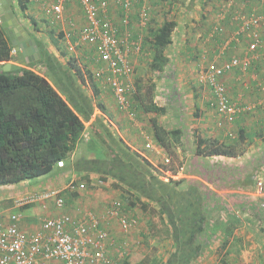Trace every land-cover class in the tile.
<instances>
[{
	"label": "crops",
	"instance_id": "obj_1",
	"mask_svg": "<svg viewBox=\"0 0 264 264\" xmlns=\"http://www.w3.org/2000/svg\"><path fill=\"white\" fill-rule=\"evenodd\" d=\"M45 2L46 0H29L28 9L22 11L18 7V0H0V21L6 13V3L29 38L36 40L42 56L39 42L43 43L42 50L47 51L48 56L44 57L42 62H40L42 57L36 60L37 57L32 56L36 60L30 63H36L34 68L28 67L30 64H25L22 68H30L36 72L41 70L38 73H42L52 86L68 100L84 120L86 129L82 141L71 158L64 163V166H59L57 171L51 174V178L46 179L44 183L34 186L33 191L35 193L52 190L62 191L61 196L65 198V206L57 208L54 202H50L47 209L43 208L40 203L20 209L22 216L20 225L26 234L37 231L42 220L47 217L68 214L79 218L88 211L103 217L105 208L115 200H120L117 198L122 197L121 190L111 185L101 186L98 180L94 181L95 179H92L94 177H91L97 176V174L90 170L88 164L93 159L103 160L104 154L101 152L103 149L100 146L102 143L109 144L110 142L122 141L131 151L146 158L153 166H156L160 154H163L164 150L157 143L152 123L148 121V117L150 118L152 114L144 113L141 110L136 97L134 98V109L138 116L137 120H131L126 113L119 110L109 90H102L94 78V82L90 83L88 80L83 81L75 75V71L70 65L71 59L68 57L66 45L61 43L60 36L62 37V33L54 30L48 33L49 30L41 22L46 20ZM187 9V15L190 16L191 21H188L184 16L175 19L177 26L172 36V43L167 48V55L171 61L166 70L160 74L161 81L166 78L163 77L164 74L176 72L181 75V73L185 74L187 68L188 70L193 68L197 71L199 82L201 61L207 60L208 63L216 62L217 64L223 62L222 59H218V50L222 42L236 31L238 26L235 20L236 15L246 13L264 15V0H190ZM67 13L80 25L84 23L80 6L77 7L73 1L69 5ZM161 25H158L157 28ZM59 26L66 28L65 24ZM218 26L224 27L223 35L215 32ZM34 29L40 30L36 36L33 34L35 33ZM261 34L264 40V20ZM248 44V39L243 38L240 43L233 45L229 50V57H245ZM12 54L13 60L10 63L21 65L14 49ZM74 56L79 63L88 58L84 52ZM84 74L87 79V74ZM222 81H224L227 91L233 99L243 104L254 105V110L238 118L234 124L224 127V134L220 132L221 129H218L217 124L214 126L213 123L212 125L210 123L202 124L199 127L201 132L197 131V133L203 136L211 133L207 135L209 138L218 141L220 139L221 142H223L221 136L237 138V134L234 133L235 130L239 132V136L244 131L246 137L260 136L264 138V46L260 49L252 67L247 72L235 69L222 77ZM99 88V93L96 95L95 90ZM157 90L158 87L155 96ZM206 91H209V88ZM209 95L207 102L212 100L210 91ZM164 105L163 102L160 107ZM198 108L203 109V104L198 105ZM207 108L202 113V121H207L210 115H214L217 123L218 115L212 103L209 107L207 105ZM144 127L146 132H143ZM216 127L217 131H215ZM166 129L171 131L169 128ZM173 130L183 129L174 127ZM149 142L154 145V149L147 148ZM96 147L99 148L97 151L100 153L95 151ZM185 150V148H180L181 159H184V153L189 154V151L186 152ZM263 152L264 146L255 150L251 148L247 154L228 157V159H225V156H194L192 158L194 163L192 162L190 165L191 174L187 175L189 179L185 181L187 188L178 187L177 189L190 195L191 205L189 208L182 209L184 212L189 210L184 215H191L195 223L197 220H203L202 225L196 223L198 225L185 227L180 221L184 212L180 213L176 226L167 221L165 235L159 237L160 244L151 247L150 250V253L159 250L158 258L153 259L147 253L144 264H152L155 260L159 264H264V210L259 208L264 203V197H258L255 194L257 180L263 179L264 174V157L255 156V153ZM229 164H234L245 171H248L252 166L253 172L241 176L231 172ZM215 173L218 175L216 176ZM27 183L24 181L16 185L0 187V191L8 192L9 196H6L7 198L0 196V205L11 206L14 209L15 206L12 205L15 204L16 199L20 198L21 190ZM82 183L87 186L84 190L77 187L73 190L69 188L72 184L80 186ZM118 194L120 195L118 196ZM151 203L155 204V202ZM158 205L159 209L164 212L163 218L164 216L168 217V210L165 209L169 208L168 200L165 197L161 198ZM77 208L82 209L78 212ZM134 210L135 208L131 212ZM141 211L143 210L141 209ZM176 213L178 214V212ZM1 217L7 218L0 213ZM218 217H221L224 223L226 222L223 226L220 224L221 227L215 226L214 222H211ZM105 225L110 231L115 226H119L115 218H107ZM119 229L121 234L124 233L120 226ZM131 230L129 233L133 234L134 232ZM125 237L123 234L121 235L123 240H118L112 234L108 252H111L112 248H116L115 252L118 255L121 247L117 248L116 246L117 244L122 245L124 241L131 245L130 239L132 242L134 237L128 235L127 240ZM188 254L194 256L189 261L186 259Z\"/></svg>",
	"mask_w": 264,
	"mask_h": 264
},
{
	"label": "built area",
	"instance_id": "obj_2",
	"mask_svg": "<svg viewBox=\"0 0 264 264\" xmlns=\"http://www.w3.org/2000/svg\"><path fill=\"white\" fill-rule=\"evenodd\" d=\"M73 0H46L44 13L51 27L66 25L63 40L71 55L84 52L92 68L93 78L102 90H109L120 111L131 120H137L134 98L137 94V66L147 57L145 36L153 20L154 0H78L84 23L79 25L68 16V7ZM237 29L226 38L218 50L216 62L201 61L200 82L212 93V105L218 115L217 127L234 124L238 118L254 110V105L243 104L233 99L222 77L235 69L247 72L255 57L264 46L261 27L264 15L259 13L238 14L235 17ZM135 30H139V33ZM215 32L223 35L224 27L218 26ZM248 39L247 54L241 58L229 57L233 45ZM163 91H157L154 103L161 106ZM232 136V135H231ZM148 149L154 145L147 143ZM165 164L171 163L166 158ZM60 167L64 163H59ZM182 167L177 173L165 174L173 180L186 178ZM102 185V182H100ZM87 188L70 185V189ZM255 194L264 197V181L257 180ZM60 190L22 196L15 202L17 209L40 203L48 208L54 202L57 208L65 206V198ZM264 209V203L260 205ZM84 216L73 217L63 214L42 220L40 228L26 234L21 229V214H11L0 218V264H117L108 254L111 232L105 225L107 218H115L124 233L138 225L135 215L125 210L121 201L115 200L104 210L103 217L88 211ZM128 245L126 241L122 243ZM122 254V255H121ZM119 256H124V253Z\"/></svg>",
	"mask_w": 264,
	"mask_h": 264
},
{
	"label": "trees",
	"instance_id": "obj_3",
	"mask_svg": "<svg viewBox=\"0 0 264 264\" xmlns=\"http://www.w3.org/2000/svg\"><path fill=\"white\" fill-rule=\"evenodd\" d=\"M18 7L22 11L27 10L29 0H18ZM176 26V21L167 20L151 33L150 44L153 52L150 51L152 59L149 68L159 76L170 64L167 48L172 43ZM135 31L139 33V30ZM143 34L144 48L147 50V32ZM39 45L43 54L40 60L42 62L48 53L42 50V42H39ZM13 49L12 41L0 21V187L53 174L59 168V163H65L71 158L86 129L79 113L44 75L26 67L8 72L3 70V67L13 60ZM75 61L71 59L70 65L75 75L85 81L86 76L81 69L75 67ZM88 63L90 64L89 61ZM35 65L36 63H33L28 67L33 68ZM89 76V81L94 82L92 71ZM155 86L150 85V88L144 91L140 82L137 83L136 77L135 97L144 113L160 115L165 109L154 103ZM98 90L100 88L95 90L96 95ZM152 126L156 141L163 149L171 152L173 146L180 144V130L169 131L157 119L152 120ZM242 132L239 138L245 141L244 131ZM100 146L103 149V160L93 159L88 166L100 176L103 183H107L109 178L118 181L119 184L111 186L122 191L123 200L119 201L123 208L131 211L140 207L146 212L149 205L143 202L144 199L147 202L159 203L160 199L165 197L170 204L169 208H165L167 213L172 210L178 212L171 221V224L176 226L180 213L184 212L182 209L191 205L190 195L177 189L181 188L183 181H175L172 184L161 182L157 176H153V171L156 173L157 169L146 158L131 151L122 141L102 143ZM243 152L244 150L238 152L237 144L223 143L200 135L197 137L195 153L198 156L238 157ZM188 211L182 213L181 224L187 228L190 225H198L196 223L202 225L203 220H197L195 223L191 215H184ZM163 214L161 211L162 217ZM205 223L208 224L207 221ZM123 234L125 238L128 237V233ZM191 257L194 256L188 254L186 259L189 261ZM152 264L159 263L155 260Z\"/></svg>",
	"mask_w": 264,
	"mask_h": 264
},
{
	"label": "rangeland",
	"instance_id": "obj_4",
	"mask_svg": "<svg viewBox=\"0 0 264 264\" xmlns=\"http://www.w3.org/2000/svg\"><path fill=\"white\" fill-rule=\"evenodd\" d=\"M189 1L190 0H154L153 1V8H154L153 9V20H152V24L150 25V27L147 31L148 43H149V45H146L147 57L145 59L141 60L138 67H137V83L140 82L144 91L147 90L148 88H150V85H154V84L156 85L155 86V92H156L157 87H158L157 91H160V90L163 91V93H161V95L163 96V101L165 103V105L163 106V109H165V112L163 114H160V115H158L157 113H155V114L151 113L152 115L150 116V118L152 117L153 119H157L158 122L163 127L166 126V128H169L171 130H173L174 127L178 128V129L179 128L183 129V130H180V132H181L180 144L178 143V144H176V146H173L171 152L164 149L163 154H160V159L157 161L156 166H153L158 171L156 173L153 171V176H157L161 182H164L167 184H170V183L172 184L175 181H183V184H181V189L187 188L185 181L188 180L189 178L184 177V178H180L178 180H173L172 178H169L165 173L169 172V171H171L173 173H177V171H179L183 167L185 169L184 174H186V176L187 175L189 176L191 174L190 173V165L193 162L192 158L194 156H198L195 153L196 144H197V137L200 135L201 137L213 140V138H209L207 136L208 134L210 135L211 133L205 134L203 136L201 134H198L197 131H200L199 127H201V125L204 123H210V125H212V123H213L215 126L216 125V122H215L216 119L214 118V115H210L209 117L207 116L209 118V120L202 121V119H203L202 113L208 109L207 105L209 107L210 103H212V100H210V102H207L208 98L210 97V95H209L210 90L206 91V89L208 90V88L204 84H202L200 81L198 82L196 70H194L193 68L192 69L189 68L190 70H188V68H187L186 69L187 71L185 70L186 72H184L185 74L181 73V75H180V73L170 72V73L163 75V77L164 76L166 77L165 79H163V81L160 80L161 76L154 74L150 70L149 63L152 59L151 52H150V51H152L150 39L152 36L151 35L152 31L157 29L158 25L163 24L167 20H174L175 21V19L177 17L184 16L185 18L188 19V21H191L190 16L187 15V12H188L187 5H188ZM73 2L76 4L77 7L79 6L78 0H73ZM69 18L74 20V18H72L71 16H69ZM41 22H42L43 26L49 30L48 33H51V30H54L56 32L59 31V33H62V37L60 36V39L62 41L61 43L64 44V40H63L64 26L51 27L47 23L46 20H43ZM77 23H78V21H77ZM78 24L80 25V23H78ZM34 31H35V33H33V34L35 36L37 35V32H40L39 29H37V30L34 29ZM43 34H44V32H43ZM40 37H42V36H40ZM46 40H48V39H46ZM68 57L70 59H75V56L71 55V54H69ZM77 60L74 63L75 67L81 69L82 72L86 73L88 75L86 80L89 81V78H90L89 73H91L92 68L88 64V59H85L84 62L80 61L82 63H79V61H77ZM11 61H9V62H11ZM185 63H186V61H185ZM187 64H188V62H187ZM38 72H41V70H39ZM200 104H203V107L206 109L198 108V105H200ZM200 116H202V117H200ZM150 118L148 117V121L152 123L153 119L151 118V120H150ZM227 126H229V125H227ZM227 126H225V127H227ZM145 129L146 128L144 127L143 132H146ZM218 129H221L220 132L222 134L225 133L223 128H218ZM218 129L216 127L215 131H217ZM234 133L237 134V138H233V136L232 137L221 136V139H222L223 143H229V144L231 143L233 145L237 144L238 152H241L244 150L243 155L250 152L251 148L253 150H255L256 148H260V147L263 148V146H264V138H262L260 136H255V137L250 138V137H248V136L246 137L244 135L245 141H241L239 138V132H237V130H235ZM191 137H193V139H191ZM219 141L221 142L220 139H219ZM98 147H99V145H98ZM98 147H96V150H95L96 152H98L97 151L99 149ZM181 147H182V149L185 148L186 152L189 151L188 155H187V153H184V155H185L184 159H181L182 154L179 153ZM255 156H258V157L260 156V158H263L264 152L263 153H257V154L255 153ZM166 158H169L171 161V163L169 165L165 164L164 160ZM224 158L228 159V157H224ZM224 158H222V159H224ZM251 167L248 171H245L243 169L238 168V166H236L234 164H229L230 171L233 173L240 174L241 176L248 175V173L253 172ZM235 169H236V171L237 170L238 171L236 172ZM56 171H57V169L55 170V172ZM215 174H216V176L218 175V173H215ZM233 176L235 177L234 174H233ZM91 177H94V178H92V179H95L94 181L98 180L99 183L102 182V185L101 184H99V185L104 186V187H106L107 185H114L116 183L119 184L117 180L112 179V178H109L107 183H103V180H101V178L98 177V175L97 176L94 175ZM48 178H51V174L44 176V177H39V178H35L32 180L25 181L28 183L24 186V188H22L21 193H20L21 196L20 195L19 196L22 197V196H28V195H32V194H39V193H35L33 191L35 188L34 186H37L40 183L41 184L44 183V181ZM262 180L264 181V174H263ZM110 189H112V188H110ZM41 192H43V191H41ZM119 192H121V191H119ZM140 193L142 194V192H140ZM119 195L120 194H118V196ZM0 196L1 197L4 196V198L9 197L8 192L4 193V192H2V190L0 191ZM117 199L123 200V198L120 196ZM2 200H4V199H2ZM144 201L149 205L148 211L143 212V211H141L140 207H137V208H135V210L133 212H131V215H135L137 217V220H138V225L133 227L131 230V232H134V233L128 234L129 236L132 235V237H134V238H132L133 244L131 242V239H130L131 245L128 243V245L126 247H124L123 245L117 244V246H116L117 248L121 247L118 255L115 252L116 248L115 249L112 248L111 252L110 251L108 252L110 258L117 261V264H144L145 255H147V253L151 257H153V259L158 258L159 250H154L150 253L151 247H155V245L160 244L159 237H161V235H165L166 223H167V221L171 223L172 219H174V217H175L174 214L176 212H175V210H172L169 212L168 217L164 216V218H163L161 216V210L159 209L158 203L152 204L151 202H147L146 199H144L143 202ZM12 206H15V204H13ZM27 207L28 206H25L22 209L27 208ZM259 208L263 209L261 207H259ZM81 209L82 208H77L78 212ZM0 213L4 214L5 216H8L11 214H18V213H20V211L16 207L13 209L11 206H5L4 207V206L0 205ZM211 222H214L215 226H220V227H221V225L223 226L226 223V222L224 223V221L221 219V217L220 218L218 217L216 220H212ZM119 230H120L119 226H115V228L112 231H110V230L109 231L112 232L111 236L113 234L114 237H116L115 239L123 240V238H121V235H123V233L121 234V231H119ZM144 235H146V236H144ZM125 240H127V238ZM113 243H114V241H113ZM121 253H124L123 254L124 256H122V257L119 256V254H121ZM154 262L155 261H153V263Z\"/></svg>",
	"mask_w": 264,
	"mask_h": 264
},
{
	"label": "water",
	"instance_id": "obj_5",
	"mask_svg": "<svg viewBox=\"0 0 264 264\" xmlns=\"http://www.w3.org/2000/svg\"><path fill=\"white\" fill-rule=\"evenodd\" d=\"M5 15L1 17L2 27L8 33L12 41L14 51L19 58V64L8 62L4 67V71L19 70L25 64H30L42 57L35 39H30L28 34L23 30L19 22L16 20L14 13L8 4L5 3ZM30 46V47H29ZM32 56L37 57L36 60Z\"/></svg>",
	"mask_w": 264,
	"mask_h": 264
}]
</instances>
